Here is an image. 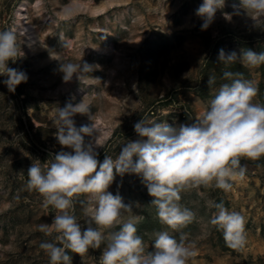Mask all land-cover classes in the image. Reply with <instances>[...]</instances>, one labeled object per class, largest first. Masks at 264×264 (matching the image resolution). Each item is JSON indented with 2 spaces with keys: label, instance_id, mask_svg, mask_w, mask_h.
<instances>
[{
  "label": "rangeland",
  "instance_id": "1",
  "mask_svg": "<svg viewBox=\"0 0 264 264\" xmlns=\"http://www.w3.org/2000/svg\"><path fill=\"white\" fill-rule=\"evenodd\" d=\"M22 1L0 0V31L16 30L21 47L20 57L8 66L28 77L11 92L3 83L7 77L0 76V264H49L40 244L57 234L46 236L39 226L50 224L55 211L27 189V169L33 162L46 164L62 149L55 135L58 108L81 101L89 105L88 114L73 116L75 126L92 125L98 159L106 154L115 160L125 143L140 138L134 131L139 120L178 126L199 118L227 83L219 50L264 52V17L238 7L240 0H225L202 30L204 18L196 10L203 0H28L27 16L40 37L34 42L20 30L16 11ZM104 3L103 10L91 9ZM62 63H87L93 70L65 82ZM246 69L241 78L257 88L254 102L264 104V64ZM209 76L216 78L211 87ZM240 164L246 174L231 181L229 191L213 182L181 192V205L195 218L179 231L159 221L138 175H116L108 191L132 206L122 210V222H136L146 251L153 250L154 233L167 230L177 240L182 234L195 252L188 264H264V156L241 158ZM214 203L245 217L243 249L229 248L222 231L210 223L218 211ZM91 206L90 194L74 200L82 229ZM119 227L102 231L108 236ZM106 244L83 257L69 250L72 264H100Z\"/></svg>",
  "mask_w": 264,
  "mask_h": 264
},
{
  "label": "clouds",
  "instance_id": "2",
  "mask_svg": "<svg viewBox=\"0 0 264 264\" xmlns=\"http://www.w3.org/2000/svg\"><path fill=\"white\" fill-rule=\"evenodd\" d=\"M224 3L225 0H203L196 10L204 18L202 30L212 23ZM238 7L256 18L264 17V0H240ZM20 52L16 30L0 31V76L7 77L3 83L11 92L28 79L26 72L8 66L9 61L20 57ZM218 61L225 66L239 62L245 67H258L264 64V52L247 49L238 55L220 49ZM92 70L87 63H62L60 68L65 82L71 81L74 74L79 78L80 73ZM241 77L242 73L224 71L222 78L231 83L221 84L207 109L190 123L173 126L139 120L134 131L140 138L125 143L115 160L106 154L103 161L98 159L99 145L92 125L75 126L73 116L88 114L89 105L81 101L58 108L55 135L62 149L51 154L46 164L33 162L27 169V189L39 193L44 206L55 211L50 224L39 226L46 236L57 234L52 242L40 244L49 264H72L69 250L83 257L90 249H99L105 240L100 264H188L195 252L186 246L182 234L177 240L167 230L157 231L153 250L146 251L136 222H122V210H131L132 206L108 189L116 175L136 174L153 197L150 204L162 224L179 231L191 223L195 213L181 205V192L212 186L213 182L216 188L229 191L231 181L243 179L246 174L240 159L264 156V104L254 102L257 88ZM207 83L213 86L215 76H209ZM81 194H90L92 205L85 210L88 219L83 229L74 214V200ZM212 207L218 211L210 223L222 231L226 245L233 250L243 249L247 243L245 217L229 211L223 203ZM93 223L97 227H92ZM118 225L119 230L108 236L102 231Z\"/></svg>",
  "mask_w": 264,
  "mask_h": 264
},
{
  "label": "bare ground",
  "instance_id": "3",
  "mask_svg": "<svg viewBox=\"0 0 264 264\" xmlns=\"http://www.w3.org/2000/svg\"><path fill=\"white\" fill-rule=\"evenodd\" d=\"M28 0H23L20 4V6H18L17 4V18H18V22L20 25V30L22 33H25L29 36V38L34 41V42H39L40 41V37L38 35V32L36 30V27L34 26V24L29 21L28 16H27V2ZM111 3L114 2V0L110 1ZM106 3L101 4V5H94L91 7V9L95 12L99 11V10H103L104 8H106ZM111 38L107 37V44L111 45ZM101 47V49H105L107 51H110L107 49V47H103L102 45H98Z\"/></svg>",
  "mask_w": 264,
  "mask_h": 264
},
{
  "label": "trees",
  "instance_id": "4",
  "mask_svg": "<svg viewBox=\"0 0 264 264\" xmlns=\"http://www.w3.org/2000/svg\"><path fill=\"white\" fill-rule=\"evenodd\" d=\"M246 70H247L246 67L243 66L242 64H240L239 62H236V63H234L232 65H229V66H226V67L223 68V72L224 71H231V72H234V73H242V76L247 74ZM227 83H231V81L227 80Z\"/></svg>",
  "mask_w": 264,
  "mask_h": 264
}]
</instances>
